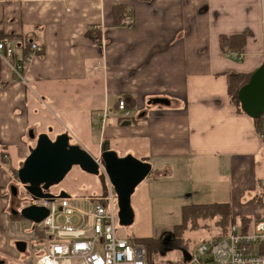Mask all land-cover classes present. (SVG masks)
I'll return each instance as SVG.
<instances>
[{
    "label": "crops",
    "instance_id": "0c3cea01",
    "mask_svg": "<svg viewBox=\"0 0 264 264\" xmlns=\"http://www.w3.org/2000/svg\"><path fill=\"white\" fill-rule=\"evenodd\" d=\"M221 35H243L239 54L222 51ZM10 36L41 51L25 81L0 62V264H29L30 230H17L10 185L40 133L150 164L132 207L163 185L181 208L226 203L251 222L264 213L262 141L227 92L229 74L264 63V0H0V38Z\"/></svg>",
    "mask_w": 264,
    "mask_h": 264
},
{
    "label": "built area",
    "instance_id": "2783aa9c",
    "mask_svg": "<svg viewBox=\"0 0 264 264\" xmlns=\"http://www.w3.org/2000/svg\"><path fill=\"white\" fill-rule=\"evenodd\" d=\"M132 23V14L127 11L122 25L130 27ZM27 45L25 50L19 40L0 39V62L8 66L14 81H25L27 66L41 51L36 41L29 40ZM118 109H124L122 99L118 101ZM258 134L264 149V112ZM96 161L100 173L105 175L99 157ZM260 187L264 199V181ZM81 199L89 208L74 204L70 196L28 195L25 206H41L47 210L45 217L33 222L30 229L28 244L34 249L33 264H150L143 246L117 233V200L107 178L104 193ZM187 255L180 264H264V213L247 226L239 221L231 224L226 234L203 239Z\"/></svg>",
    "mask_w": 264,
    "mask_h": 264
},
{
    "label": "water",
    "instance_id": "95a60500",
    "mask_svg": "<svg viewBox=\"0 0 264 264\" xmlns=\"http://www.w3.org/2000/svg\"><path fill=\"white\" fill-rule=\"evenodd\" d=\"M240 109L252 119L264 112V63L250 75L248 81L237 91ZM105 175L112 185L117 200L119 224L128 226L133 221L131 195L136 186L149 174L150 164L131 155L119 157L113 150H104L99 154ZM73 166L82 171L100 174L96 157L92 156L78 143L70 142L68 133H61L51 139L47 133H40L35 145L30 149L17 169V180L28 195L35 198L67 197L66 192L54 195L50 187L60 183ZM17 186L10 185V195L16 196ZM12 214H21L32 222L41 221L47 210L41 206L28 205L21 209H12ZM20 248L24 244L19 245ZM187 258V254L184 255Z\"/></svg>",
    "mask_w": 264,
    "mask_h": 264
},
{
    "label": "rangeland",
    "instance_id": "374dc122",
    "mask_svg": "<svg viewBox=\"0 0 264 264\" xmlns=\"http://www.w3.org/2000/svg\"><path fill=\"white\" fill-rule=\"evenodd\" d=\"M66 128L67 130H73L71 125L67 122ZM73 132L80 140L77 133L75 131ZM70 139L74 140L71 136ZM73 142L75 143L76 141ZM88 148L90 152H96L93 150V147ZM260 178H262L261 181H264L263 170L260 173ZM146 179H152L151 175ZM11 185L17 186L18 189L17 195L12 199V207L14 209H21L20 207L23 208L27 203L28 194L22 188V185L18 183L16 176L11 182ZM105 190L106 182L102 180L100 174H88L77 166H73L60 183L51 186L49 189L51 193L61 194L62 192H66L67 195L72 197L74 204L84 208H89V204L82 201L81 197L90 194L104 193ZM259 190L260 191L258 192L260 194L262 188L259 187ZM170 199L171 198L167 195L163 185L153 186L150 188V193L148 191L147 194L143 195L142 203L140 205L138 204V206L134 205L132 207L133 221L131 225H121L119 224V220L116 225L117 233L119 235L127 238L135 237L138 244L146 249L147 261L153 259L154 261L162 260L175 264L177 260H182L183 255H186L189 250L195 248L196 245L203 241L202 238L218 237L220 235V230L215 226L214 221L208 219L200 222L201 224H205L206 228H200L197 230L187 228L184 230L181 236V246H175L172 233L174 226L179 225L182 222V208L181 206H178L176 202L175 204H172ZM132 200V202H135V199ZM262 201H264L263 198ZM262 214L263 213H261L260 216ZM14 221L16 222L17 230L20 233L29 234L28 232L33 226L32 221L23 217L16 218ZM162 240L164 245H170L169 248L164 249V251H162ZM154 241L157 242L158 248L154 246ZM33 253L34 249L28 246L24 247V253L22 255L23 260L25 259L26 261H29V264H33L35 261Z\"/></svg>",
    "mask_w": 264,
    "mask_h": 264
},
{
    "label": "trees",
    "instance_id": "16d2710c",
    "mask_svg": "<svg viewBox=\"0 0 264 264\" xmlns=\"http://www.w3.org/2000/svg\"><path fill=\"white\" fill-rule=\"evenodd\" d=\"M124 12V6L122 5H116L114 8V14L117 17H121ZM126 12V11H125ZM11 38V36L9 37ZM93 41H96L98 38L97 36H90ZM1 39V38H0ZM25 39V38H24ZM23 39V40H24ZM219 43L220 48L222 51H229V52H235L239 54L241 51L243 45H244V39L243 35H221L219 37ZM26 49V48H25ZM27 50V49H26ZM251 74H241V73H234L229 74L227 76L228 84H227V92L230 100L237 106L238 110H240V104L237 99V91L238 89L245 84ZM125 102H127V105L129 107H132L134 105V99L127 100L124 97ZM123 100V102H124ZM125 107V103H124ZM254 123L256 125V129L259 132V127L261 123V117L254 119ZM102 150H108L106 143L102 144ZM14 177H17V168L13 170ZM100 176L103 181L106 182L105 175L103 173H100ZM182 222L179 225H175L173 228V240L175 242V246H181L182 243V233L187 228L197 230L200 228H206L205 224H201V221H206L208 219H211L214 221L215 226L220 230V235L222 236L226 234L229 226L231 224H235L237 221H241L244 226H247L251 220L248 217L245 216H234L231 214L230 207L226 203H213V204H188L184 205L182 207ZM22 217L21 214H12V218H20ZM132 242L137 243L135 237L129 238ZM154 246L158 248V244L156 241H154Z\"/></svg>",
    "mask_w": 264,
    "mask_h": 264
},
{
    "label": "flooded vegetation",
    "instance_id": "af4514ba",
    "mask_svg": "<svg viewBox=\"0 0 264 264\" xmlns=\"http://www.w3.org/2000/svg\"><path fill=\"white\" fill-rule=\"evenodd\" d=\"M12 199H14V196H12Z\"/></svg>",
    "mask_w": 264,
    "mask_h": 264
}]
</instances>
